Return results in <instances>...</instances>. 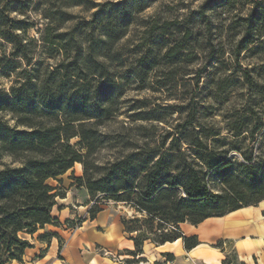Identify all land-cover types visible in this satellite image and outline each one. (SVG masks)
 <instances>
[{
  "label": "trees",
  "instance_id": "1",
  "mask_svg": "<svg viewBox=\"0 0 264 264\" xmlns=\"http://www.w3.org/2000/svg\"><path fill=\"white\" fill-rule=\"evenodd\" d=\"M153 1L73 0L92 9L90 18L61 29L60 24L71 18L62 13L57 25L46 23L39 40L52 48L49 52L55 62L43 65L40 59L33 62L20 35L32 24L10 15L23 13L27 1L0 0V38L12 46L11 58L0 59V64L5 71H13L19 58L29 66L18 72L8 91L0 90V113L14 120L13 125L0 120V264L22 261L24 250L32 246L26 234L45 224L57 225L52 209L56 198L65 194L47 180L56 179L59 184L58 176L72 171L75 163L82 164V174L71 173L70 185L87 190L93 201L89 219L102 210L97 194L132 211L129 217L120 216L123 231L133 242V249L124 251L128 264L144 260L138 255L145 241L159 245L181 238L184 248L191 249L198 244L197 237L184 235L181 223L196 225L264 198V162L252 150L238 149V159L219 149L214 144L218 131L195 124V105L158 138L141 142L98 127L102 120L117 115L120 97L132 82H142L161 64L172 65L187 48L186 39L192 38V29L177 20L138 22L137 13ZM225 1L205 0L196 13L207 24L206 12ZM142 24L138 43L126 51L123 41L130 26ZM247 31L239 49L257 38ZM175 32L179 37L169 39ZM245 76L251 81L247 71ZM132 117L162 121L153 111ZM241 126L235 122L230 130L239 136ZM248 133L252 137L254 128ZM75 137L78 141L72 144ZM110 137L121 142L120 151L104 163H95L90 155ZM3 156L12 162H2ZM213 178L218 189L210 186ZM224 246V241L216 243V247ZM160 255L151 264H171L174 259L171 252ZM219 264L247 263L227 253Z\"/></svg>",
  "mask_w": 264,
  "mask_h": 264
},
{
  "label": "rangeland",
  "instance_id": "2",
  "mask_svg": "<svg viewBox=\"0 0 264 264\" xmlns=\"http://www.w3.org/2000/svg\"><path fill=\"white\" fill-rule=\"evenodd\" d=\"M26 1L28 7L23 13L12 12L10 15L24 18L32 24L26 31L20 32V35L27 41L26 49L32 53L33 62L40 59L43 65L53 64L55 59L49 52L52 48L39 40L46 23L57 25L55 23L61 21L60 15L67 13L71 18L60 24L61 29H64L74 22L88 20L92 9L82 4H73V0ZM92 1L103 3L115 0ZM203 1L205 0H155L137 13L138 22L148 20L161 24L177 20L183 27L188 26L192 29V38L186 39L187 48L183 49V54L172 65L161 64L142 82H132L120 97L117 115L102 120L98 127L103 131L119 132L126 138L141 142L146 137L158 138L160 133L172 128L177 121L183 120L188 109L195 105V124L218 131V141L214 144H218L219 149L228 150L230 156L238 159L241 157L238 149L252 150L254 155L264 162V0H227L206 12L207 24L201 21L196 13ZM246 28L249 35L257 38L246 48L239 49ZM142 29L143 24L130 26V32L126 36L128 38L123 41L126 51H132L138 43ZM179 35L180 33L175 32L169 39ZM32 39L35 41H31ZM11 48L10 43L0 38V59L3 61L10 59ZM52 55L56 56V51H52ZM16 66L13 71H5L0 64V90L8 91L19 75L18 72L29 68L24 60L19 58L16 60ZM246 71L251 77L249 82L246 80ZM157 80L165 85L158 84ZM141 111L144 113L153 111L162 121L132 117ZM0 120L8 125L14 124V120L7 113H0ZM235 122L242 124V133L239 136L230 130V126ZM252 127L254 133L250 137L248 129ZM209 140H212V137ZM77 141V137L70 140L72 144ZM121 145V142L110 137L90 155V158L95 163H104L120 151ZM1 160L9 164L12 162L8 156H3ZM71 173L81 175L82 164L75 163L72 171L70 169L59 175L58 178L61 179L59 184L56 179L49 178L47 181L52 185H58L66 196V191L70 190ZM210 186L218 189V181L211 179ZM75 189L73 185V193ZM76 193L82 195L79 191ZM96 196L100 199L104 212L110 216L129 217L132 214V211L122 203L101 199V194ZM89 198L87 193L84 198L87 200L86 206L84 205L86 212H83L84 208H79L80 212H74L76 206L83 204L82 202L76 204L73 201L69 204V213L73 216L58 219L57 225L52 224L56 227V232L37 229L32 235L26 234L25 237L32 247L40 242L45 246L54 236L58 240L59 248H62L67 243L69 235L83 224L79 220L88 217L87 211L93 202L89 201ZM61 199L56 198L57 204L54 206L53 214L60 213L64 207L58 204L65 201ZM67 219L73 223H68ZM94 249L104 256L99 250V245H91L89 248L92 252ZM38 252L39 254H30L29 258L34 259L43 253L40 249ZM228 253L234 255L236 260H241L235 249H228ZM84 255L85 261L91 257L87 252H84ZM106 256L113 258L115 251Z\"/></svg>",
  "mask_w": 264,
  "mask_h": 264
},
{
  "label": "crops",
  "instance_id": "3",
  "mask_svg": "<svg viewBox=\"0 0 264 264\" xmlns=\"http://www.w3.org/2000/svg\"><path fill=\"white\" fill-rule=\"evenodd\" d=\"M72 187L70 185V190L61 199L65 201L58 203L64 206L60 213L53 214L55 208L52 209V215L59 220L72 218L68 206L73 201L76 204L83 203L76 206L74 212H80L79 208H84L83 212H86L87 200L84 198L88 192L80 187L73 193ZM76 191L82 195H77ZM120 216H110L103 209L92 220L85 216L83 224L69 235L62 248H59L58 240L52 236L45 245L47 248L40 242L35 247L24 250L22 261L12 260L6 264H128L124 262L128 257L124 251L133 249V242L123 231ZM180 226L184 235H196L197 245L185 249L181 238L159 245L145 241L142 253L138 255L144 260L133 264H151L161 258V252L173 253L171 264H219L230 248L235 249L240 259L247 264H264V198L256 204L245 205L220 216H210L196 225L183 222ZM39 229L56 232V227L52 224H45ZM218 241L225 242L224 249L214 246ZM91 245H99L107 253L103 256L95 249L92 252L89 250ZM39 249L43 252L41 256L29 258L30 254H39ZM112 251H115L113 258L106 256ZM84 252L91 254L86 261Z\"/></svg>",
  "mask_w": 264,
  "mask_h": 264
},
{
  "label": "built area",
  "instance_id": "4",
  "mask_svg": "<svg viewBox=\"0 0 264 264\" xmlns=\"http://www.w3.org/2000/svg\"><path fill=\"white\" fill-rule=\"evenodd\" d=\"M100 250L102 251L103 254L107 253V250L105 248H101Z\"/></svg>",
  "mask_w": 264,
  "mask_h": 264
}]
</instances>
